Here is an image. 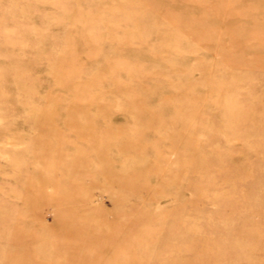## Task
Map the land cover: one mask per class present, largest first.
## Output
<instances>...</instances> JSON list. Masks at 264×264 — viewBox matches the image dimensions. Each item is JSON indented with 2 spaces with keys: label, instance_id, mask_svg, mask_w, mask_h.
Wrapping results in <instances>:
<instances>
[{
  "label": "rangeland",
  "instance_id": "374dc122",
  "mask_svg": "<svg viewBox=\"0 0 264 264\" xmlns=\"http://www.w3.org/2000/svg\"><path fill=\"white\" fill-rule=\"evenodd\" d=\"M134 1L132 8L150 5L148 0ZM233 2L232 9L241 11V0ZM100 5L105 9L99 12ZM155 6L163 19L173 18L168 13L169 0H158ZM74 8L91 15L97 23L95 32H107L119 27L130 7L111 0H97L96 5L90 0H0V264H264V165L254 177L249 168H239L244 162L264 161V125L257 124V133L253 130L250 121L256 111L249 103L252 97L264 98V70L242 53L237 54L239 68H224L220 45L229 35L223 24L215 29L220 45L206 52L196 46L201 32L180 31L175 39L182 42L185 55L176 58L181 67L171 80L188 79L194 84L220 78L210 99L197 91L192 105L207 110L216 98L221 104L219 110L211 109L215 113L198 131L206 146L196 160L209 168L195 164L178 168L176 150L160 125L168 123V115L183 117L191 106L176 88L161 82L134 86L149 88L145 106L136 111L155 102L162 107L146 116L135 147L127 142L132 132L121 121L123 112L116 105L112 111L99 109V114L95 106L80 105L76 110L83 113L82 128L67 127L74 88H79L76 83L95 81L116 48L113 40L103 41L98 61L87 65L81 78L76 77L71 69L76 63L67 49L72 41L82 42L86 36L79 29L83 20L68 22ZM194 13L203 15L206 9ZM262 16L264 12H258L256 21ZM156 31L151 29L149 38L135 41L128 52L152 45ZM189 48L201 51L190 56ZM143 63L151 66L159 60ZM161 71L166 73L168 65ZM237 71H242L244 79L232 82ZM59 80H66L69 90L60 88ZM107 88L104 82L93 85L89 96L99 94L95 99L99 104L120 102L119 96L103 94ZM150 90L163 92L154 97ZM139 95L135 93L130 101L139 102ZM232 112L234 117L228 118ZM223 115L228 118L224 124L219 121ZM118 124L126 134L97 143L107 131L117 132ZM173 129L185 134L180 121ZM236 136L243 139H232ZM255 142L261 143L259 149ZM146 144L153 146L151 154ZM216 148L232 155L218 158ZM244 151L246 158H242ZM99 158L110 168H100ZM142 164L148 168H142L146 171L136 179V189L108 182L111 174L138 171ZM106 170L110 173L104 174ZM145 183L148 187H140ZM63 223L69 226L64 229ZM136 238L138 242L131 245ZM115 239H122V245ZM122 248L123 253H137L136 258L121 255Z\"/></svg>",
  "mask_w": 264,
  "mask_h": 264
},
{
  "label": "bare ground",
  "instance_id": "6f19581e",
  "mask_svg": "<svg viewBox=\"0 0 264 264\" xmlns=\"http://www.w3.org/2000/svg\"><path fill=\"white\" fill-rule=\"evenodd\" d=\"M90 1L94 3V5L97 3V0ZM111 1L122 6L128 5L130 8L126 9L124 12L123 19L119 21V27L109 28L107 32H95V26L97 23L92 22L90 18L91 15H89L88 12H81L80 9L74 8L75 14H69L70 18L68 22L72 24H77L75 22L77 19L83 20V23L78 25L79 29L86 36V39L82 42H74L71 40L73 44L69 49H67L68 57L72 58L73 62L76 63L75 65H72L71 68L76 77L81 76L83 69H85L87 65L98 61L103 49V47H101L103 41L105 42L108 39L113 40L116 48L105 60V66L97 75L95 81H81L76 83L79 88H74V90L77 91L76 94L74 93L73 99H71L73 103L70 104L73 109H71V114H68L66 118L68 122L67 127L73 128L75 126L71 125L77 124L80 128H82L80 115L83 113L76 110L80 105L81 107H85V105H90L86 107L95 106L93 108L96 109L95 111L98 112L97 114H99V109L103 110V108L110 109L112 111V108L116 105L117 107H120L123 112V119H121V121L127 122L129 124L128 127H130L132 132V138L128 139L127 142L132 141L130 148L135 147L137 145L135 142L136 137L140 136L145 129L146 116L155 114L160 111L162 107L155 102V104L152 107H148V109H142L141 112L136 111V108H142L141 106H145L147 102V98L145 96L149 94V88H136L134 86L136 83H143L144 81H158L163 85H166L167 88H176L177 95L181 96L185 104L191 106L189 111L183 116L184 118L179 115H168V123L160 125V127L168 134L166 141H168L171 144V147H174L176 150L175 153L177 157L174 161V165L178 168H184L189 166V164H195V166H198L199 168H209V165L200 164L196 160V154L200 151V149H204L206 146V144L199 140L198 131L202 126V123L208 121V117L211 113H215L212 112V110H219L220 107L217 106H220L221 103L217 100V98L216 100L212 99V107L207 110L203 107H196L192 104L196 102L195 95L197 91L203 92V98L208 100L215 88V85L220 83V78H216L212 81V83L201 80L198 83L191 84L188 79H185V81L182 82H173L171 77L178 74L179 67H181L176 58L185 55L184 50L180 49L182 42L176 40L175 38L181 35V30L192 32L193 29H195L194 32L196 30L201 32L200 36L195 39L197 44L196 46L201 47L200 49H202L203 52H206L209 51L214 44L218 46V36L215 34V29L223 24L224 26H222V28L226 30L229 35L224 43L221 45L219 44L224 52V68L231 65L239 68L238 64L241 63L238 61L240 58L237 57V54L242 53L244 56L248 57L247 59L254 61L258 67L264 70V16H262L259 21H256L255 19L258 12H264V0H241V11H234L232 9L234 0H228L227 4L222 0H169L171 7L169 8L168 13L172 15L173 18L168 19H163L161 17V12L158 8H156L155 5L158 0H148L150 5L147 8H132V5L130 4L135 2L134 0ZM200 8L206 9V13L203 15H196L194 11ZM104 9L105 8L100 5L97 11L100 12ZM151 18L152 22H150ZM161 18L167 21L166 24H162ZM127 25H133L134 28L127 30L123 27ZM153 28H156L157 31L151 36L152 45L143 46L137 51L131 50L128 52L133 48L132 46L135 41L143 42L146 38H149V32ZM119 32L121 34H119ZM230 32L232 33L231 35ZM246 33L249 36L248 38L244 37ZM200 51L196 48H189L186 51L188 52L186 54L195 56V53ZM162 53H168L169 55L164 56ZM155 58L159 60L158 64L147 66L143 63L145 60ZM63 59L68 61L65 56ZM165 64L168 65V71L163 73L161 68ZM56 68L58 70L60 69L59 66ZM241 72L242 71H237L231 77V81H242V79H244V74ZM57 82L60 88L62 87L63 89H68L69 84L66 80H59ZM101 82L108 84V88L103 91V94L106 96H119L120 102L117 104L111 102L99 104L96 101L99 94H97V96H89V89L92 88L93 85ZM261 83L264 85V82ZM150 92L154 97H157L163 91L159 92V95L158 92L152 90H150ZM135 93L140 94L139 102L130 101ZM171 101L174 103L173 97ZM249 103L256 111V115L251 118L250 124L252 125L253 130L257 133L259 130L257 124H260V126L264 125V98L252 97ZM109 114L112 115L111 112H109ZM229 117H234V112H232L231 116L229 115L228 118ZM228 118L223 115L219 117V121L224 124ZM179 121L182 125V129L185 130V134L176 133L173 129L174 125ZM118 126L119 127H116L118 129H116L117 132L111 133L110 131H107L103 138H98L96 140L97 143L102 144L112 138H120L123 134H126V130L123 129L120 124H118ZM206 134L208 135L206 136L209 137V133ZM182 137L186 138V141H184ZM232 139L240 141L243 138L236 136ZM260 146V142L254 143V147L256 148L259 149ZM152 147V145L148 144L145 146V148H148V151L151 149L150 154L152 152ZM35 151L36 157H34V160L37 166V150ZM214 152L218 158L226 156L230 157L232 155L231 152L224 153L217 148ZM245 153L247 152L244 151L242 153V158H246V155H244ZM261 155L264 156V153ZM96 163L100 166V168H110L108 163L103 160V158H99ZM248 164L244 162L242 165H238H241L239 168H249V175L254 177L258 168H261L264 165V161L261 160V163L259 164ZM142 168L148 167L142 164L141 169L138 171L130 170V172H126L124 174H111L108 182L110 185L121 189H136V179L146 171V169L142 170ZM103 173L109 174L110 171L106 170ZM145 186L148 187V184L145 183L140 187ZM129 220L131 223H134V218L131 217ZM63 226L65 229L69 225L63 223ZM78 233H81V230H78L77 234ZM137 239L138 238L133 239L131 245L138 242ZM121 240L122 239H115L114 241H116L118 245ZM120 245H122V243ZM123 249L124 248L120 249V251ZM126 251L127 252L125 253L122 251L123 254L121 255L125 257H132L133 259L136 258L137 253L129 252V250Z\"/></svg>",
  "mask_w": 264,
  "mask_h": 264
}]
</instances>
